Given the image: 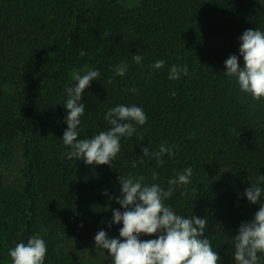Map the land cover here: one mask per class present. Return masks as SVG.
<instances>
[{"label":"trees","instance_id":"obj_1","mask_svg":"<svg viewBox=\"0 0 264 264\" xmlns=\"http://www.w3.org/2000/svg\"><path fill=\"white\" fill-rule=\"evenodd\" d=\"M256 28L264 31V0H0V257L12 264L13 242L40 233L45 264H108L94 237L105 230L119 238L122 224L108 227L112 211L105 209L120 208L109 199L119 195L117 177L142 176L166 190L191 167L186 195L177 188L165 204L206 218L218 264H235L233 236L259 210L244 192L264 175V99L242 94L223 72L232 54L243 66L239 38ZM137 53L140 64L132 59ZM157 60L164 67H151ZM121 62L128 65L122 77L114 71ZM185 64L187 76L168 78L171 66ZM88 68L100 75L82 97L80 139L107 130L104 115L119 104L147 115L137 133L121 139L112 167L62 155L65 85L73 69ZM165 142L175 148L163 166L143 156L142 148ZM16 147L24 159L19 183L8 173Z\"/></svg>","mask_w":264,"mask_h":264},{"label":"clouds","instance_id":"obj_2","mask_svg":"<svg viewBox=\"0 0 264 264\" xmlns=\"http://www.w3.org/2000/svg\"><path fill=\"white\" fill-rule=\"evenodd\" d=\"M239 40V56L243 57V66L240 65L239 57L232 54L224 61L226 71L223 73L234 79L242 94L250 96L253 101H260L264 99V31L259 28L245 30ZM80 55L86 53L81 50ZM132 59L140 64L143 58L137 53L132 55ZM164 65V60H157L151 67L160 69ZM114 71L122 77L128 71V65L121 62L115 66ZM188 72L186 64L173 65L168 78L179 80L181 75L187 76ZM99 75L98 70L91 68L84 73L79 69H73L70 73L72 83L65 85L67 98L63 105L67 110V128L62 136L68 151L62 155L69 160H83L88 166L112 167L121 149V139L131 138L137 133L136 126L146 124L147 115L134 104H119L104 115V120L110 125L107 130L91 138L80 139L78 127L86 111L85 104L81 102L82 97L85 89ZM130 91L135 93L138 89ZM174 148V145L168 146L165 142L158 150L151 152L148 147H144L142 153L144 157L155 159L157 165L163 166V157L167 155L171 158ZM132 166L136 167L135 161ZM192 175L191 167L177 172L168 180L166 190L158 183H144L142 176L119 175V195L109 199H114L120 208L112 209L111 204L105 208L106 211H112L108 227L122 224L119 238H110L105 230H99L94 237L95 248L106 250L112 264H218L220 255L205 237L207 219L193 214L190 217L179 215L170 205L165 204L177 188L183 186L181 195H186ZM158 179V173L153 172L152 180ZM260 182H264V175L244 192L251 204L259 205V210L251 220L241 222L238 234L233 236L235 264H260V257L264 255V201H261L264 189L260 187ZM192 191L195 192V189ZM103 194L108 195L106 190ZM153 235L155 239H141V236ZM13 244L14 247L8 249L12 264H45L47 244L40 233L33 234L26 242L14 241Z\"/></svg>","mask_w":264,"mask_h":264},{"label":"rangeland","instance_id":"obj_3","mask_svg":"<svg viewBox=\"0 0 264 264\" xmlns=\"http://www.w3.org/2000/svg\"><path fill=\"white\" fill-rule=\"evenodd\" d=\"M21 147H16V150H15V162H14V166L12 168V171L8 172L10 173V175H12L13 177V180L14 182L16 183H19L20 181H22V178L20 176V173H21V166L23 165V155H22V152H21ZM79 252H82V251H79ZM101 257V259H103L105 262H107L108 264H112L111 262V257L108 256V253L107 252H101V254L99 255ZM6 258H3V257H0V264H7L9 261L6 259Z\"/></svg>","mask_w":264,"mask_h":264}]
</instances>
